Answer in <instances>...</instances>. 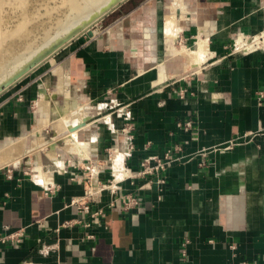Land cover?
Segmentation results:
<instances>
[{"label":"crops","instance_id":"crops-1","mask_svg":"<svg viewBox=\"0 0 264 264\" xmlns=\"http://www.w3.org/2000/svg\"><path fill=\"white\" fill-rule=\"evenodd\" d=\"M127 1L104 28L57 52L60 66L37 68V76L0 97V145L55 141L61 160L42 164L50 181H37L35 155L0 166V264H264V105L256 98L264 87V45L236 47L241 34L264 31V0H183L173 41L165 34L172 0ZM199 38L209 56L189 67L181 50ZM57 82L52 106L65 104L47 118H59L55 132L64 135L55 140V128L46 127L38 140L44 113L32 106ZM115 102L119 109L100 115ZM77 116L88 122L76 129L83 148L72 151L64 136ZM68 118L74 120L66 126ZM184 120L191 131L177 125ZM178 144L179 159L158 185L141 187L139 177L118 182L120 193L138 197L129 210L111 205L108 189L88 212L72 202L84 194L89 160L104 166L105 181L114 175L115 150L128 176L143 158ZM13 232L19 241H1Z\"/></svg>","mask_w":264,"mask_h":264},{"label":"bare ground","instance_id":"bare-ground-1","mask_svg":"<svg viewBox=\"0 0 264 264\" xmlns=\"http://www.w3.org/2000/svg\"><path fill=\"white\" fill-rule=\"evenodd\" d=\"M100 1H102V0H61L60 5H58V6L59 7H68L69 12L71 11V13H73V17L69 14L68 18H67V22L70 23L75 19L74 18L75 16L78 17L80 15H85L86 13H88V10H91L90 4L93 5L94 3L100 2ZM178 7L183 9V7H184L183 0H172V3H170L168 5V10L165 13V34L168 38H172L171 39L172 41H173V38L176 39L177 33L181 27L179 25L178 21H179L180 17H182V15L180 17H178L179 16L177 13ZM49 12H50V10H47L45 13L48 14ZM49 15H50V13H49ZM20 17H21L20 21H18L12 28H10L6 31H2L0 28V45L2 43H4L7 39H10V40L12 39L14 41V40H23V39H26L28 37V35L31 32V30L28 29V27H27V24L29 22V15L27 13L23 12V14H20ZM48 17H50V16H48ZM59 24H60V22H59ZM244 36L241 34L238 37V39L236 40V47L238 49L248 47V46L252 45L253 43H260L261 45L264 44V42H263L264 41V31L260 34L254 35V36H250V37H244ZM260 39H263V41L259 42L258 40H260ZM182 46H183V44H181V48H182ZM179 49H180V47H179ZM179 51H177V52H179ZM181 51H182L183 55H185L186 61H187L186 63H187V65H189V67L192 65H196V64L198 65V64L202 63L203 61H205L207 59V57L209 56V53H210L209 49H208L207 42L201 38L197 39V41L193 45H191L188 49L182 48ZM184 67H185V64H184ZM40 99H42V98H40ZM40 99L36 102V107H37V109L41 110L42 113H44V119L45 120L42 121L41 124L38 125V127H40V128L48 127L51 125L49 119L47 118V116L49 114V110L47 111V108L49 107L48 102L47 101L43 102ZM81 115L83 116L85 114H81ZM77 118H79V117L77 116ZM87 122H88L87 119L85 117H83V118H79L78 120H76V122L74 124H72L71 126L66 127L67 135L64 136V140H65V143L67 144V146L72 151H74L77 148V146L78 147L80 146V148H83L81 143H78V141L76 139V129L81 127V126L86 125ZM60 126L62 129L63 124L61 123ZM55 131H57V128H55ZM19 141L20 140H17L16 142L7 143L4 146L3 145L0 146V166L3 164L16 165V164L20 163V161L22 159V154H25V153H27L30 157L32 155H34L33 152L37 148L38 144H37V146L33 145L32 147L28 148L26 151L25 150L23 151L22 148L20 147ZM42 145H45V144H42ZM81 151H82V149H81ZM112 154H113V156H112L111 163H112V171H113L115 180L121 179L126 175L125 172H127L125 170L124 165H123V155L117 150H115V153H112ZM42 155L43 154L41 153L36 157L37 163L34 166H32V168L38 171L36 173L37 181H40V180L50 181L52 173L51 172H45L44 173L42 170V164L44 162H46L47 159H53L54 161H56L57 164L61 165V160L56 156V154H55V152H53V150H51V151L49 150V152H47V157L44 155L46 157L45 161H44ZM80 156H81L80 159H82V157L86 156V154L80 153ZM98 168L99 167H97L96 165H92L90 167V177H92L93 180H95V175L98 172ZM35 170H34V172H35ZM48 170H50V169H48Z\"/></svg>","mask_w":264,"mask_h":264},{"label":"water","instance_id":"water-1","mask_svg":"<svg viewBox=\"0 0 264 264\" xmlns=\"http://www.w3.org/2000/svg\"><path fill=\"white\" fill-rule=\"evenodd\" d=\"M7 1L10 3L11 0ZM37 1L39 0H31V10L38 8L36 10L38 11L40 9L41 6H34ZM126 1L102 0L93 5L90 4L91 10H88V13L75 16V19L70 23L67 22V18L69 14L73 17V13L69 12L68 7L55 9L50 17L43 15L46 19H42V16L39 15L30 38L13 41L11 45L9 44L10 46H6V43L0 45V95L80 34H93L95 29L92 27ZM3 5L0 8L1 29H5L4 25L8 16L17 18V22L20 21L19 11H14Z\"/></svg>","mask_w":264,"mask_h":264},{"label":"built area","instance_id":"built-area-1","mask_svg":"<svg viewBox=\"0 0 264 264\" xmlns=\"http://www.w3.org/2000/svg\"><path fill=\"white\" fill-rule=\"evenodd\" d=\"M256 98L259 105H264V87L259 89L256 92ZM177 125L185 130L186 132L191 131L193 128V124L190 120H184ZM232 143H229L226 147H230ZM182 145H175L173 147L167 148L163 155L157 156V155H151L148 157L143 158L139 162L138 168H136L134 171L132 170V174L128 176H124L123 178L119 179L118 181H115L116 185H113V179L114 175L110 179H107L105 181H102L99 177V174L101 172L102 167L99 166V170L95 175V180L90 177V175L84 176V182L86 184V188L84 190V194L81 198H74L72 200L73 203L81 205L82 211L88 212L89 211V203L93 201H97L102 192L106 189L110 191L112 194V198L110 199V204L114 205L115 203H118L122 210L127 211L130 208L136 206L139 204L138 197L130 192L126 193H120L118 185V182L129 180L132 178H142L144 179V183L141 187H145V185H149L151 183L159 184L163 181V173L165 172L168 165H170L172 162H175L179 159V156H177V152L181 150ZM132 148V143L129 142V149ZM130 152L127 150L126 156L129 155ZM97 161L95 159L89 160L87 162V171H90V167L92 165H96ZM107 165V164H105ZM125 166V164L123 163ZM128 168L127 166H125ZM131 170V169H130ZM51 191V190H50ZM70 221H66L64 224H70ZM85 224V226H87ZM87 237H92L91 234H87ZM21 237L20 232H13L9 233L3 238H1V241H19Z\"/></svg>","mask_w":264,"mask_h":264},{"label":"rangeland","instance_id":"rangeland-1","mask_svg":"<svg viewBox=\"0 0 264 264\" xmlns=\"http://www.w3.org/2000/svg\"><path fill=\"white\" fill-rule=\"evenodd\" d=\"M7 0H0V8L2 7V5L4 4L5 6H8L10 9H12V10H14V11H19V14H23V12H25V13H27L28 15H29V22H28V24H27V27H28V29H30L31 30V32H30V34L28 35V37L27 38H30L29 36H31L32 35V33H33V30L35 29V27H36V25H35V21H36V18L39 16V15H41L42 16V19H46V17L45 16H43V15H46L47 17L48 16H50L51 14H52V11H54L55 9H58L59 8V6L58 5H60V1L61 0H39V1H37L36 2V4L34 5V6H36V7H39V6H41L40 7V9L38 10V11H36L38 8H35V9H33V7H32V9L33 10H31V5H32V3H31V0H11L10 1V3H8V1L6 2ZM129 2L127 1V2H125V5H127ZM3 5V6H4ZM35 10V11H34ZM47 10H50V15H49V13L47 14V13H45ZM55 12V11H54ZM45 13V14H44ZM115 13L116 12H110L109 14H107L106 16H104V18L101 20V21H99L96 25H94L93 27H92V29H95V28H101L102 26H103V28H104V26H106L105 24L107 23V22H109L110 20H112L113 18H114V15H115ZM1 15V14H0ZM1 17V16H0ZM178 17H180V16H178ZM21 18V17H20ZM112 18V19H111ZM41 19V20H42ZM1 21V20H0ZM17 23V18H14V17H11V16H8L7 17V20H6V23H5V25H4V28L5 29H1L2 31H6V30H8V29H10V28H12L15 24ZM101 26V27H100ZM85 35H89V34H87V33H84ZM258 34H260V33H258ZM257 35V34H256ZM252 36H254V35H252ZM26 38V39H27ZM12 39L10 40V39H7L4 43H6V46H10L11 45V43H12ZM14 41H16V40H14ZM259 42L261 41H263V39H260V40H258ZM264 42V41H263ZM10 44V45H9ZM264 45V44H263ZM56 55V54H55ZM55 55L54 56H51L48 60H46L43 64H41L40 66H38L36 69L37 70H39V69H42V71H43V69H47V67H49L48 66V64L49 63H51V67H52V69H53V67L55 66V64H60V63H56L55 61H54V58H55ZM61 65V64H60ZM59 65V66H60ZM36 69H34L31 73H29L27 76H25L23 79H21L19 82H17L15 85H13V86H11L9 89H7L4 93H5V95H7L9 92H11V91H13V89H15V88H20L22 85H23V83H25V81L26 80H29V79H32L31 77H35V75L37 76L38 75V73L41 71H39L38 73H37V71H35ZM35 71V72H34ZM34 72V73H33ZM36 73V74H35ZM56 74V73H55ZM57 75V74H56ZM38 79V78H37ZM57 80H58V77H57ZM38 81H39V79H38ZM37 83V82H36ZM57 85H58V82L56 83V86H55V88H54V90L53 91H50L49 93H46V91H39V94H38V98L36 99V93H34L33 95H32V100H35L34 101V105L32 106L33 108L35 107V110H36V102L40 99V98H42V99H40V100H42L43 102H48V108H47V111L49 110V112H51L53 109L56 111V112H58L57 110H56V106H58L59 108H61V109H63V105L65 104H63L62 106H59V105H56V106H52V101H51V95L53 96L54 95V92L56 91L55 89H56V87H57ZM36 92V91H35ZM4 93H2L1 95H0V97L2 96V95H4ZM19 98L20 99H22V96L21 95H19ZM105 100V99H104ZM65 101V100H64ZM106 102V101H105ZM116 104H111V106L112 107H109L108 106V104H107V106L105 107V108H103V109H99V112H101V114L100 115H103V114H105V113H108V112H110L111 110H113L114 108H117V109H119L120 108V103L119 102H115ZM110 105V104H109ZM37 111V110H36ZM61 115L64 117V116H68V114H70L69 112H66V111H62L61 110ZM59 113V114H60ZM68 113V114H67ZM82 112L79 110V109H76L75 110V114H81ZM39 115V114H38ZM69 117V116H68ZM59 118H57L55 121H52V123L53 124H51L50 126H48V127H51L52 129H54V128H56V125H55V123L57 122V120H58ZM73 118H68L67 119V121L65 122L66 123V126H67V124L69 123H71V122H73ZM112 123H114L113 122V120H112ZM41 124V123H40ZM43 128H46V127H42V128H40V127H38L35 131V133H36V135H37V137H38V140H43L42 139V137H41V134L39 133V132H41V130L43 129ZM38 131V132H37ZM54 132H55V130H54ZM53 131H51L50 129H48L47 130V132H45V134H44V138H45V140H47V141H49V140H51V137H53ZM63 135H64V133H60V132H58V133H56L55 132V140H62L61 138H63ZM18 140V139H17ZM17 140H12V141H8L7 143H13V142H16ZM20 143V147L22 148V150L24 151H26L27 149H25L24 148V144H23V141L22 140H20L19 141ZM7 143H5V144H7ZM5 144H3V146L5 145ZM42 144H45V145H42ZM41 145L40 144H38V146L37 145H35V146H37V148L34 150V155L37 157L39 154H43L42 156H43V159H44V161H45V159H46V157H47V152H49V150L51 151V150H53V152H55V150H54V147H55V141H52V142H43ZM0 146H2V145H0ZM111 151H110V154H109V156H108V158L107 159H109V157H110V155H111ZM55 154H56V152H55ZM46 157H45V156ZM30 157L27 153H25V154H22V159L24 158V157ZM56 156L58 157V155L56 154ZM21 159V161L22 162H24L25 161V159H23L22 160ZM27 160H28V158H26ZM48 160V159H47ZM20 161V162H21ZM21 162V163H22ZM101 162V161H100ZM98 164V163H97ZM106 164V163H105ZM108 164V163H107ZM3 165H9V164H3ZM3 165H1V166H3ZM109 166H110V164H108Z\"/></svg>","mask_w":264,"mask_h":264}]
</instances>
